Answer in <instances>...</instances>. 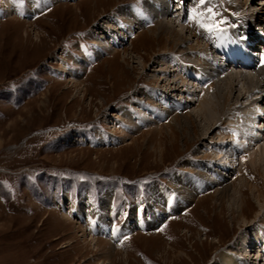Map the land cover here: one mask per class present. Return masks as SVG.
I'll use <instances>...</instances> for the list:
<instances>
[{"label":"rangeland","instance_id":"1","mask_svg":"<svg viewBox=\"0 0 264 264\" xmlns=\"http://www.w3.org/2000/svg\"><path fill=\"white\" fill-rule=\"evenodd\" d=\"M14 1L19 12L7 11L0 0V264H212L228 250L249 264H264V208L259 211L255 198L257 190L264 192V179L258 170H247L254 193L243 190V221L241 210L230 222L229 201L216 200L220 186H198L192 200L168 212L183 171L201 170L198 162H219L213 148L223 141L221 132L228 134L226 142L235 138L240 144L237 162L249 165L257 145L244 131H257L256 121L264 122V100L250 104V92H244L236 112L202 141L207 118L198 114V103L206 82L183 73L186 85L178 81L180 91H172L154 72L171 51L165 35L143 31L160 17L123 41L110 36L98 41L100 28L121 18L120 8L144 14L148 0ZM211 1L206 13L217 34L193 30L205 34L202 43H210V53L225 63L226 73L252 74L264 93V0ZM196 2L172 0L165 20L173 19L178 29L176 17L182 19V10L189 12ZM243 24L256 36L250 47L262 60V73L230 67L218 52L221 41L229 48V41L238 45L247 37L244 29L229 40L219 31ZM175 48L174 55L192 61ZM138 100L164 116L138 108ZM174 102L179 105L171 108ZM247 105L253 110L246 111ZM239 169L233 165L226 184L238 182ZM260 171L264 175V165ZM90 207L115 228L133 212L141 227L133 218L128 236L116 243L98 223L97 230H89L81 216ZM157 211L163 214L152 224ZM242 237L251 239L250 245L244 243L247 253L239 247Z\"/></svg>","mask_w":264,"mask_h":264},{"label":"bare ground","instance_id":"2","mask_svg":"<svg viewBox=\"0 0 264 264\" xmlns=\"http://www.w3.org/2000/svg\"><path fill=\"white\" fill-rule=\"evenodd\" d=\"M171 1L172 0H148L147 2L144 3V6H143L142 13L144 14H139L137 9L134 7L125 6V7L120 8L117 12H118V15L121 16V18L124 20L120 22L119 19L121 20V18H114L112 19L114 20L113 22H108L106 25L101 27L100 34L102 35L100 34L98 35V41H100V39L104 38L105 36L106 38L107 36L112 37L116 42H117V39L120 41H123L128 36L131 37V35L135 34L137 30H139L144 23L150 22L151 20L154 21L155 18L157 19L158 17H160L162 19L161 21L159 20L158 22L154 21V22H157L154 28L143 31L144 33L146 31L151 32L152 35L153 33L157 34L156 36L165 35L166 43H168L167 51H169V53L171 51L170 53L171 55L164 56V58L162 59V60H165V62L162 63V65L165 64L163 65L164 67H162L161 65L160 67L162 68L158 69L159 71L154 70V72L160 73L159 78L168 80V84L170 85L168 86L172 87L171 89L172 91L180 89L181 86L180 85L178 86L179 84L178 81L182 83V86L186 85V82H185L186 79L183 73H185V75L189 73V75L199 77L197 79L201 78L202 81L206 82L207 84L206 93L204 94V96L202 95L203 97H201V99L199 100L200 102L198 103V109L200 110L198 114L199 115L202 114L207 118L206 120L207 123L205 126L204 133H202L199 136L202 139V138H205V135H206L205 133H207L208 130L214 131L217 128L219 121L222 122L221 125H223L228 120L227 115H230V113L232 112H236L235 111L236 109L234 110L235 105L243 97L244 92H246L245 94L250 92L248 93L249 103L254 104V105H257L260 102L259 99L264 100V93L261 94V90L263 89L260 90V88L258 87L260 83H258V81L255 80V76H253L252 74L250 75L248 74L250 72L247 73L248 75H245L242 73L241 74L232 73L233 71L230 73L228 71V73H226V70H225L226 67L223 68V66H225L224 63L219 64L217 55H213L210 53V43L207 41H205V44L202 43L203 41L201 40L203 39L205 40L204 33L207 34L208 32V34H210L214 32L217 34V31L214 30V25L211 22V18L206 13V4L211 3L212 2L211 0H205L204 4H200L199 0H197V2L191 6L192 8L191 7L189 8V12L185 13L184 10H182V16H181L182 19L179 17L178 18L176 17L175 19V23H177L176 25H178L179 27L178 29L173 27L171 23L173 19L170 21L165 20V17L167 19L168 17L171 16L170 14ZM3 2H4V6L7 9V11H10V12L20 11L14 0H3ZM262 4H263V7H262V10H263L264 2H262ZM210 27L212 28L211 31L209 30ZM193 29H196L197 31H203L204 33L199 34L197 31ZM239 29H241V31ZM242 31L247 33V37L243 43H248V41H250L251 43L249 47L255 44L254 39L256 38V36L254 35L253 30L252 32L249 31V28L244 26V24L241 27H238L237 30L228 28L224 31H219V32H221L224 38H227L229 40L228 37L230 35H235L237 33L241 34ZM40 41H42V39H40ZM192 41L194 42L195 46L193 44H189V43H193ZM221 42L219 43V45L220 47H223L222 48L223 51H226L229 53L232 50V52H234L235 46L232 41L228 42L229 48L226 45L227 43L221 44ZM238 45L240 46L242 45V43H238ZM217 46L218 45H216V48ZM172 48H175V50L180 51V53H184V54H187L193 57L192 61L190 62L186 61L185 63L180 57H178L179 53H177V51H176L177 55H174L172 53L174 50V49L172 50ZM218 51H222V50L219 49ZM79 60L85 61L84 59H79ZM251 61L253 60L251 59ZM253 66L258 67V62L254 63ZM261 66H262V63H260L259 68ZM252 69H249V70H252ZM63 71H66L64 70V67H63ZM258 71H261V70L258 69ZM260 73H262V71ZM172 74H173V78L171 77L172 78L171 79L169 77ZM258 78L257 80H259ZM239 83L243 84L241 91L237 89V85H239ZM101 88L103 89V87ZM253 91H255V93H251ZM211 93H212V96L210 95ZM175 105H179V103L172 104L171 108H173ZM136 106L143 110H146V109L148 110L150 108L149 112L151 115L153 114L155 116L159 115V117L164 116V113H161L159 110L151 106L147 108V105L143 100H138L136 102ZM253 108H254L253 105L251 106L247 105V108L245 110L246 111L247 109L253 110ZM162 110H164V112H167V113L171 111L169 109L167 110L162 109ZM121 111L125 115L129 114L127 111L123 109ZM151 119L152 118H150L149 120ZM253 119L256 121L257 120L256 116H254ZM255 128H257V131H254V129L249 130V131H246L247 130L246 129L244 131L248 134L246 139H248V141H250L251 144L257 145V147L253 149V151L255 150L254 153H251L249 156L248 166L245 163L246 161L244 160H243L244 162H241V163L237 162L236 154L240 150L239 148L241 147L239 146L240 144L237 143V140L234 138L233 140H227L226 142L228 134L225 131L221 132L223 133V135H221L222 137L221 136L220 137L223 139V141H221L222 140L221 138H220L221 139L220 143L215 141L214 148H213L214 151L217 152L215 154L217 156V159H219V162L218 163L211 162V161L198 162L197 163L198 166L197 164L196 166L201 170H197V172L183 171V173L181 174L182 179L176 182L177 184H179L178 187L175 188L177 191V197L173 205L171 206V208L168 210V212L172 213L176 209L180 208L181 203H188V201L192 200L194 198V195L196 194L198 186L200 188L220 186L221 189L216 192L218 194L216 200L221 201L222 198L225 197L227 198L226 200L229 201L228 217H229L230 222H235L239 218V212L241 210L243 214L241 213L242 215L240 216L242 218L241 217L240 218L242 221L245 220V218L243 217L244 212H245L244 211L245 192L243 190L247 189L251 193H254L252 189L253 187L249 186L250 173L247 172L248 168L250 167V168H253L254 170H258V174H260L264 179V175L260 171V169L264 165V139H263L264 135L261 133V131L264 130V122L256 121ZM242 139H245L244 136L242 137ZM204 140L205 139H202V141ZM252 141H255V142L253 143ZM242 147L245 148L246 146L244 145ZM207 148L209 147L207 146ZM223 158H224V161H223ZM225 159H230V160L228 161ZM233 165H236V166L240 165V169L237 170V177H236L238 179V182L236 184L235 183L226 184L229 178L228 175L232 173ZM261 190H257L258 194H255L256 196L255 198L259 202L258 203L259 211L264 208V192H262ZM87 202L88 201H86V203ZM106 204H109V203H106ZM88 206H89V203H88ZM86 214L87 216L83 215L81 216V218H83L85 221L88 220L89 230H92V231L97 230L96 224L98 223L100 225L98 226L100 227L98 230L100 232L102 231L104 233H107V235L112 239V241H115L116 243H119V244L123 242V240L128 236V234L132 230L133 227L131 226V221H133V218L135 217L134 213L132 212L131 213L132 217L127 218L123 222V224L119 226V228H115L112 223L107 222L108 220L105 218V216L104 218H100L101 213L99 212V210H92L91 207L90 209L87 210L86 208ZM162 214L163 213L161 211H157L156 213L157 219H154V221H152V224L157 223L158 220H160ZM139 219L140 218L135 219L136 220L135 224L136 226L138 224V226L141 227L140 225L142 223V219L140 220ZM95 238L96 237H92V241L96 243L100 242L96 240ZM240 239L241 240H240L239 245L241 246L239 247H242L240 249H242L243 251L247 253L249 250L248 245L251 244V239L246 240L243 237ZM244 243H247L248 245ZM236 253L237 252L235 251L228 250L227 254L225 253L222 255L221 257L222 261L220 262L214 261L212 264L214 263L215 264H249L247 261L243 260L242 258L235 257L234 255Z\"/></svg>","mask_w":264,"mask_h":264},{"label":"snow or ice","instance_id":"3","mask_svg":"<svg viewBox=\"0 0 264 264\" xmlns=\"http://www.w3.org/2000/svg\"><path fill=\"white\" fill-rule=\"evenodd\" d=\"M199 3H200V4H204V3H205V0H199ZM208 11H209V13H211V12H212V9L209 8ZM209 30L211 31L212 28L210 27Z\"/></svg>","mask_w":264,"mask_h":264}]
</instances>
